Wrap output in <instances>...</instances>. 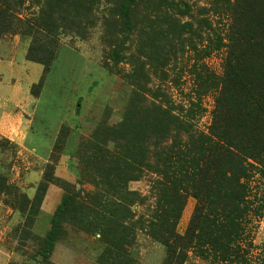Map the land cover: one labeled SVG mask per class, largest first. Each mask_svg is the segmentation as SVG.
I'll list each match as a JSON object with an SVG mask.
<instances>
[{
    "label": "rangeland",
    "instance_id": "1",
    "mask_svg": "<svg viewBox=\"0 0 264 264\" xmlns=\"http://www.w3.org/2000/svg\"><path fill=\"white\" fill-rule=\"evenodd\" d=\"M0 2V264H264V0ZM219 172L233 255L199 233Z\"/></svg>",
    "mask_w": 264,
    "mask_h": 264
},
{
    "label": "trees",
    "instance_id": "2",
    "mask_svg": "<svg viewBox=\"0 0 264 264\" xmlns=\"http://www.w3.org/2000/svg\"><path fill=\"white\" fill-rule=\"evenodd\" d=\"M132 3L133 0H124L121 7V14L125 28H129V12ZM2 7L3 5L0 2V11ZM207 143L208 139H205L204 144ZM214 148L216 149V146H214ZM227 155H229L232 159L230 151H227ZM193 163H186V161L179 163L178 167L176 168L178 169L176 173L179 174L177 178L181 180H187L189 178V174H187V169L192 168ZM232 172H234V170L230 171V173ZM177 178H167V186L164 187L163 191L167 192L168 190L173 196L178 195L180 180H177ZM215 186L221 188L220 193L223 196L219 197V203L216 209L212 208L213 204L209 205L213 214L209 217V220L202 222V226L199 233L201 236L203 234L201 240H206L204 244L208 246L211 252L216 251V253L222 255H233L237 253V249L235 248V245L231 244L233 243V241L231 238V234H229L227 230L229 225L234 220L232 219L233 213L236 212L233 207V200L230 197L232 195V192H234V188L237 189L239 185L236 183V180H234L233 176L222 175V173L219 172L215 179L214 187ZM163 200L164 199H162V205L154 216V222L150 226V232L152 237L156 238L163 244H166L173 242L177 239L175 235V222L178 216V207H168V205H166ZM57 226L58 219H52L51 230L47 233L44 247L39 252L40 257L48 258L49 255L52 253L53 238L55 237Z\"/></svg>",
    "mask_w": 264,
    "mask_h": 264
},
{
    "label": "crops",
    "instance_id": "3",
    "mask_svg": "<svg viewBox=\"0 0 264 264\" xmlns=\"http://www.w3.org/2000/svg\"><path fill=\"white\" fill-rule=\"evenodd\" d=\"M4 119V118H3ZM2 124L0 123V128H1Z\"/></svg>",
    "mask_w": 264,
    "mask_h": 264
}]
</instances>
